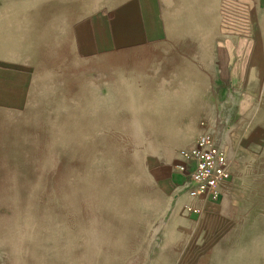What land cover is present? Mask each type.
Segmentation results:
<instances>
[{
  "label": "rangeland",
  "instance_id": "obj_1",
  "mask_svg": "<svg viewBox=\"0 0 264 264\" xmlns=\"http://www.w3.org/2000/svg\"><path fill=\"white\" fill-rule=\"evenodd\" d=\"M241 1L0 0V264H264ZM202 120L231 160L204 220L170 178Z\"/></svg>",
  "mask_w": 264,
  "mask_h": 264
},
{
  "label": "built area",
  "instance_id": "obj_2",
  "mask_svg": "<svg viewBox=\"0 0 264 264\" xmlns=\"http://www.w3.org/2000/svg\"><path fill=\"white\" fill-rule=\"evenodd\" d=\"M216 134V126L202 120L193 143L178 151V160L173 165L174 173L180 176L179 192L187 198L181 208L188 214L201 212L194 201H217L222 187L231 178V160L218 144Z\"/></svg>",
  "mask_w": 264,
  "mask_h": 264
},
{
  "label": "crops",
  "instance_id": "obj_3",
  "mask_svg": "<svg viewBox=\"0 0 264 264\" xmlns=\"http://www.w3.org/2000/svg\"><path fill=\"white\" fill-rule=\"evenodd\" d=\"M238 3L240 7H238L239 11L236 20L234 21V26L231 27L232 30H230L227 35H238V39L243 41L241 50L242 59L240 60V64L236 66L238 68L236 70V75H232L233 69H230V66H227V71L229 69L228 77L231 76V81L233 79L237 85L244 87L245 96L253 98L261 95V92L264 91V0H247L246 3L242 1ZM241 8L242 10H240ZM245 39L252 41L251 47L245 48ZM245 56L247 58H245ZM249 56L259 57V60L252 59L251 62L248 58ZM196 136L192 139L189 145L193 143ZM170 178L175 182L180 181V176L174 172H171ZM172 180L171 183L175 185V182H172ZM223 195V191H221L217 202L194 201V203L199 204L201 207V212L196 215H201L204 220L208 215L207 213H210L209 211L214 210V207L219 204ZM181 198V196L178 197V201L182 200ZM186 199L187 198L185 197L184 201ZM184 212L185 211H183V213ZM185 222H190V220H185L184 223Z\"/></svg>",
  "mask_w": 264,
  "mask_h": 264
}]
</instances>
